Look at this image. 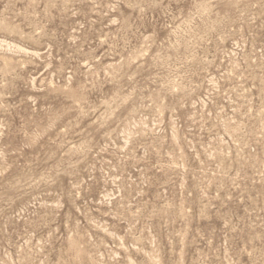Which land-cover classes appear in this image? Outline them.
I'll list each match as a JSON object with an SVG mask.
<instances>
[{"label": "rangeland", "instance_id": "374dc122", "mask_svg": "<svg viewBox=\"0 0 264 264\" xmlns=\"http://www.w3.org/2000/svg\"><path fill=\"white\" fill-rule=\"evenodd\" d=\"M0 264H264V0H0Z\"/></svg>", "mask_w": 264, "mask_h": 264}]
</instances>
